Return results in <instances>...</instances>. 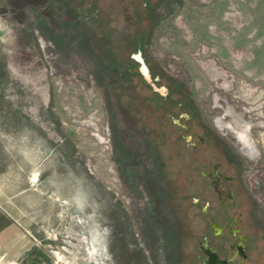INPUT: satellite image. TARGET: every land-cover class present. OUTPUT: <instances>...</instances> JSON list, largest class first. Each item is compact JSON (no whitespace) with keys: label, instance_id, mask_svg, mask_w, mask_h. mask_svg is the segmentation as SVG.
Listing matches in <instances>:
<instances>
[{"label":"rangeland","instance_id":"374dc122","mask_svg":"<svg viewBox=\"0 0 264 264\" xmlns=\"http://www.w3.org/2000/svg\"><path fill=\"white\" fill-rule=\"evenodd\" d=\"M141 35L207 133L198 154L167 88L126 75ZM205 157L230 162L264 264V0H0V264H199Z\"/></svg>","mask_w":264,"mask_h":264},{"label":"flooded vegetation","instance_id":"af4514ba","mask_svg":"<svg viewBox=\"0 0 264 264\" xmlns=\"http://www.w3.org/2000/svg\"><path fill=\"white\" fill-rule=\"evenodd\" d=\"M142 49H138L135 56H140V61L134 57L138 68L141 67L142 59L149 69L151 80H146V85L158 94L163 101L160 90L167 88L168 95L164 99L168 106L174 108L169 117L176 127L184 131L181 138L186 146L196 154L201 148L207 147L208 139L206 132L200 134L192 130L195 112L190 102L185 103L182 99L172 94L170 85L166 84L163 75L159 74L143 56ZM140 73V72H139ZM141 75V73H140ZM142 76V75H141ZM218 104L217 99L215 100ZM167 106V107H168ZM163 109V104L161 105ZM231 115L232 121L227 125L229 133L236 138L243 152L250 158L255 156V144L252 136L254 124L244 120L242 115L237 114L232 107L226 111ZM220 126H225L219 120ZM227 157L225 156V160ZM199 161V160H198ZM199 161L204 169L198 172L197 193L193 197L194 207L205 218L203 241L198 245L196 260L199 264H248L251 261V250L254 244L255 234L252 232L250 220L244 209L243 193L240 189L237 176L231 171L230 162L218 164L211 160Z\"/></svg>","mask_w":264,"mask_h":264},{"label":"trees","instance_id":"16d2710c","mask_svg":"<svg viewBox=\"0 0 264 264\" xmlns=\"http://www.w3.org/2000/svg\"><path fill=\"white\" fill-rule=\"evenodd\" d=\"M142 36V35H141ZM138 42H135V44H136V46H137V50L140 48V49H142L143 50V46H144V43H145V40H144V38H143V36L142 37H140L138 40H137ZM158 72V71H157ZM159 73V72H158ZM135 74L136 75H138L140 78H141V76H140V73H138L137 74V72L136 73H132V72H130V71H128L127 73H126V75H128V77L129 76H135ZM160 74V73H159ZM164 77V76H163ZM187 102H190L189 100H187ZM186 102V103H187ZM191 103V102H190ZM165 116L164 117H166V118H170L169 117V114H170V110L168 111L167 109H166V111H165Z\"/></svg>","mask_w":264,"mask_h":264},{"label":"water","instance_id":"95a60500","mask_svg":"<svg viewBox=\"0 0 264 264\" xmlns=\"http://www.w3.org/2000/svg\"><path fill=\"white\" fill-rule=\"evenodd\" d=\"M140 72H141V74L145 77V79H146L147 81H148V80H151L149 69H148V67H147V65L145 64L144 61L141 62V69H140Z\"/></svg>","mask_w":264,"mask_h":264},{"label":"crops","instance_id":"0c3cea01","mask_svg":"<svg viewBox=\"0 0 264 264\" xmlns=\"http://www.w3.org/2000/svg\"><path fill=\"white\" fill-rule=\"evenodd\" d=\"M21 245H23V246H24V240H23V241L21 240Z\"/></svg>","mask_w":264,"mask_h":264}]
</instances>
